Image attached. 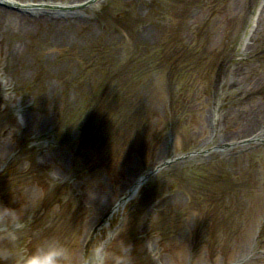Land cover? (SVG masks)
Segmentation results:
<instances>
[{
    "label": "rangeland",
    "instance_id": "1",
    "mask_svg": "<svg viewBox=\"0 0 264 264\" xmlns=\"http://www.w3.org/2000/svg\"><path fill=\"white\" fill-rule=\"evenodd\" d=\"M8 1L3 264L47 239L65 264L101 239L132 264H264V0Z\"/></svg>",
    "mask_w": 264,
    "mask_h": 264
},
{
    "label": "clouds",
    "instance_id": "2",
    "mask_svg": "<svg viewBox=\"0 0 264 264\" xmlns=\"http://www.w3.org/2000/svg\"><path fill=\"white\" fill-rule=\"evenodd\" d=\"M4 217L14 216V210L6 211ZM5 230L7 225L5 224ZM113 234L109 233L110 238ZM131 245L124 244L120 251L111 250L106 243V239H101L94 245L90 246L80 262V264H109L111 259L112 264H132L131 260ZM69 249L63 243L47 239L42 241L34 250L19 262V264H65L68 259ZM14 256V253L5 249L0 251V264L9 257Z\"/></svg>",
    "mask_w": 264,
    "mask_h": 264
},
{
    "label": "bare ground",
    "instance_id": "3",
    "mask_svg": "<svg viewBox=\"0 0 264 264\" xmlns=\"http://www.w3.org/2000/svg\"><path fill=\"white\" fill-rule=\"evenodd\" d=\"M0 2L12 5V3L9 2L8 0H0ZM28 6H31V5H26V7L24 9L25 10H29L30 8ZM29 13L33 14V17L29 18L27 16H24V17L22 16L23 23H27V24L36 23L37 24V22H44V21L51 20V17H50L51 14H55V15L59 14V15H61V13L56 12V11H53V12H48L47 11L46 12L45 10H43V11L33 10V11H29ZM0 14L3 15V16H4V14H6V16H8L7 18H9L12 22H16V23H18V22H17V20L15 18H19L20 17L19 15L15 14V13H12V12H9L7 10L6 11L4 10V12H2ZM255 17L252 19L253 22L251 24V27L254 25ZM21 25H22V23H21ZM246 37H247V35H245L244 39ZM217 176H218V173L216 174V177ZM138 181H136L135 184L133 186H131L130 189L128 190L127 193L129 194V198L124 200V201H121L120 204H118L117 206L112 208V213L111 214L121 210V208H123L126 205V201H128L132 196H134L136 194V191L138 190L137 189L138 188V184H139Z\"/></svg>",
    "mask_w": 264,
    "mask_h": 264
},
{
    "label": "water",
    "instance_id": "4",
    "mask_svg": "<svg viewBox=\"0 0 264 264\" xmlns=\"http://www.w3.org/2000/svg\"><path fill=\"white\" fill-rule=\"evenodd\" d=\"M167 163H168V162H165V163H163V164H159L157 167H155V168H153L152 170H150V171L148 172V174H146L145 176L141 177V178L139 179V182H138L139 184H138V186L140 185V183H141L142 181H144L147 177H149V175L155 173V172L158 170V168H160V167L166 165ZM128 198H129V195H128V196H123V197H122L117 203H121V201L126 200V199H128Z\"/></svg>",
    "mask_w": 264,
    "mask_h": 264
}]
</instances>
